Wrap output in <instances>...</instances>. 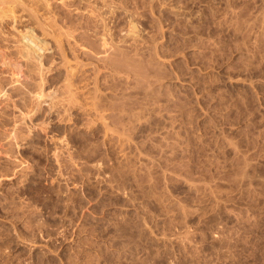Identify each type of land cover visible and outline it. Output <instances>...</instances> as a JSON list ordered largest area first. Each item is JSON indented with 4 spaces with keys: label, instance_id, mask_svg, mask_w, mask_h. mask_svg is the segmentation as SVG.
Listing matches in <instances>:
<instances>
[{
    "label": "rangeland",
    "instance_id": "rangeland-1",
    "mask_svg": "<svg viewBox=\"0 0 264 264\" xmlns=\"http://www.w3.org/2000/svg\"><path fill=\"white\" fill-rule=\"evenodd\" d=\"M0 91V264H264V0H0Z\"/></svg>",
    "mask_w": 264,
    "mask_h": 264
},
{
    "label": "bare ground",
    "instance_id": "bare-ground-1",
    "mask_svg": "<svg viewBox=\"0 0 264 264\" xmlns=\"http://www.w3.org/2000/svg\"><path fill=\"white\" fill-rule=\"evenodd\" d=\"M46 6V5H45ZM33 12V11H32ZM4 14V13H3ZM4 16V15H3ZM5 17V16H4ZM11 18V17H10ZM13 18V17H12ZM38 18V17H37ZM44 19V20H43ZM43 19H41L42 20V22H40L41 23V27L40 28H42V33H41V36H39L38 35V33H37V30H36V32H35V30H34V27L33 28H30V29H25V31H18V33L19 34H17V35H19V42L21 43V49H20V53H21V55H22V57H23V59L25 58L26 59V65H28L27 67H32L31 69H26L27 71V73L29 74V76H31L32 75V72H37L38 74H39V78H40V81L38 82V83H36V85H34V86H32L31 85V83L32 82H28V80H27V82H21L20 84V86L19 87H17V88H19V91L18 90H16V92L17 93H19V95L20 94H23V93H31V94H33V97H35V99H36V101H35V103H34V105H33V107H32V109L28 112V116L27 117H29L30 116V114H32V112H34V111H38V110H40V107H41V104H42V97L44 96L45 97V90L43 89V87L45 86V83H46V81L47 80H49V79H47L48 77H47V74L49 73H47V71H51L53 68H54V63H55V58H56V56L58 55L59 56V54H57V53H55V52H53V49L50 47V45H49V43H48V41L47 40H45L43 37H45V36H55L57 33H56V29H55V27H56V23H58V20L57 19H54L53 18V20L51 19V17H49L48 19H46V17L45 18H43ZM52 21H51V20ZM19 19H17V21H18ZM50 20V21H49ZM9 21H10V19H9ZM8 21V22H9ZM14 22H15V19L13 18V20H12V23H13V25H14ZM26 22V21H25ZM28 23V22H27ZM6 25V24H5ZM22 25H23V23H22ZM11 26V25H10ZM9 26V27H10ZM16 27V26H15ZM20 27V26H19ZM27 27V26H26ZM61 29V28H60ZM59 30V29H58ZM15 31V30H14ZM13 31V32H14ZM11 32V31H10ZM9 32V33H10ZM12 33V32H11ZM17 33V32H16ZM63 33V32H62ZM74 33H75V30H67V32H64L63 33V36L64 35H66V36H68V41L67 42H69L72 38H76L75 37V35H74ZM60 34V33H59ZM11 35V34H10ZM57 36V35H56ZM55 38V37H54ZM64 38V37H63ZM13 39V38H12ZM13 40H15V39H13ZM61 41V43H62V41H63V39L62 40H60ZM59 40H58V42H60ZM64 41H65V39H64ZM16 42V41H15ZM19 43V44H20ZM57 43V42H56ZM18 44V45H19ZM59 44V43H58ZM16 49V48H15ZM16 52V51H15ZM15 52H13V53H15ZM12 54V53H11ZM17 54H19V53H17ZM62 54L64 55V52L62 51ZM20 55V56H21ZM16 56V55H15ZM18 57V56H17ZM21 57V58H22ZM22 59V60H23ZM24 59V60H25ZM55 59V60H54ZM25 63V62H24ZM32 63V64H31ZM23 65V64H22ZM21 65V66H22ZM7 66V65H6ZM24 67H25V65H24ZM18 71H20V70H18ZM2 73V72H1ZM8 73V72H7ZM21 74H24L25 75V73H22V70H21ZM20 74V75H21ZM8 75H10V72H9V74ZM18 76L19 78L16 80L15 78L17 77V76H13L12 74H11V79H13V83L11 84V85H13L14 84V82L16 83V81L19 83L20 81V79H21V76ZM34 75V74H33ZM26 76H28V75H26ZM25 76V77H26ZM37 76V75H36ZM35 76V77H36ZM12 77H14V78H12ZM24 77V78H25ZM38 77H36V78H38ZM23 78V79H24ZM32 78V77H31ZM31 78H30V80H31ZM7 79H9L8 77H7ZM6 79V80H7ZM11 79H9L10 81L9 82H11ZM26 79V78H25ZM29 79V78H28ZM5 79H4V81L6 82V83H4L5 84V86H6V84H7V86L5 87V88H7L8 87V85L10 84L8 81H6ZM15 80V81H14ZM36 80H38V79H36ZM26 81V80H25ZM33 84H35V83H33ZM16 85V84H15ZM2 87V86H1ZM11 88V87H10ZM12 88H13V86H12ZM48 88V87H47ZM9 89V88H8ZM7 89V90H8ZM14 89V88H13ZM12 89V90H13ZM4 91V90H3ZM1 92V91H0ZM4 93V92H3ZM26 95V94H25ZM21 96V95H20ZM27 96V95H26ZM31 96V95H30ZM32 97V98H33ZM31 99V98H30ZM32 100V99H31ZM34 101V100H33ZM33 104V103H32ZM37 114V113H36ZM34 115V114H33ZM35 116V115H34ZM28 119V118H27ZM32 125V124H31ZM30 126V125H29ZM31 127V126H30ZM29 127V128H30ZM28 129V128H27ZM29 132V131H28ZM29 134H30V132H29ZM16 135V134H15ZM16 138H17V136H16Z\"/></svg>",
    "mask_w": 264,
    "mask_h": 264
}]
</instances>
